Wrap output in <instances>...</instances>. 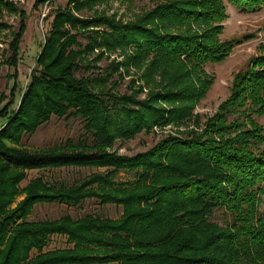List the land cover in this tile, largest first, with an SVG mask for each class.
Masks as SVG:
<instances>
[{
  "label": "trees",
  "instance_id": "1",
  "mask_svg": "<svg viewBox=\"0 0 264 264\" xmlns=\"http://www.w3.org/2000/svg\"><path fill=\"white\" fill-rule=\"evenodd\" d=\"M43 1L35 0V6ZM103 1L70 0L73 6L55 12L36 59L40 68L22 91L14 74L9 101L0 108V264H264V127L253 118L264 114V54L236 75L229 97L203 130L189 131L190 137L169 135L144 153L119 155L109 148L116 138L190 117L211 84L203 65L224 61L244 38L220 40L224 0H166L130 22L103 13H72ZM226 1L242 11L264 5V0ZM5 7L0 0V11ZM25 19L20 10L10 41L15 70ZM5 27L0 21V31ZM83 32L88 42L82 46L78 36ZM96 48L94 61L117 48L132 54L102 73L76 77L75 69H98L90 65L93 61L83 65ZM148 56L140 78L153 85L148 80L162 68L163 88L146 100L132 96L138 91L114 92L113 74L123 77ZM70 108L84 119L91 144L68 139L45 149L5 146V140L18 143L50 114ZM69 165L105 170L70 186L37 178L22 190L24 199L7 210L20 193L25 170ZM121 171L134 173L135 179L113 181ZM87 198L121 206L122 212L117 218L65 214L28 220L37 203L74 206ZM215 210L227 216L223 225L212 220ZM55 234L65 235L71 247L43 252ZM33 250L37 254L31 255Z\"/></svg>",
  "mask_w": 264,
  "mask_h": 264
},
{
  "label": "rangeland",
  "instance_id": "2",
  "mask_svg": "<svg viewBox=\"0 0 264 264\" xmlns=\"http://www.w3.org/2000/svg\"><path fill=\"white\" fill-rule=\"evenodd\" d=\"M6 4L5 9L0 11V21L4 22L7 27L0 31V108L9 101L10 90L14 83V74L17 73L18 87L22 91L30 83L31 75L40 66L36 62L37 56L41 51L45 37L51 28L54 14L59 9H68L73 6L70 0H44L38 6H35V0H2ZM166 0H105L95 2L90 8L82 7L72 13L77 17H91L103 13L108 17H114L116 21L130 22L139 19L149 10L154 9L156 5ZM70 2V4H69ZM13 5V6H12ZM225 18L219 24L222 25V31L219 38L222 41L231 39H243L236 45L227 58L220 63H207L203 65L207 77L210 78L211 84L203 97H201L191 110L190 117L184 119L183 123H168L163 126H154L148 130H141L129 138H116L110 150L119 155L133 156L138 153H144L155 147L161 140L169 135H179L190 137L189 131H201L205 127L206 121L219 112L221 103L230 95L232 85L236 75L250 65L253 57L264 54V5L255 10L242 11L232 6L224 0ZM13 7L14 11H7V8ZM12 9V8H11ZM20 10L26 14L25 32L21 37L19 44V62L17 69L11 65L10 41L12 35L17 31L20 22ZM158 23V21H155ZM160 23V22H159ZM175 23V22H172ZM175 28H182L177 24H172ZM87 31V30H86ZM88 33L79 34L78 41L83 46L88 42ZM76 48V47H73ZM99 48L89 54L83 65L91 62L90 65H96L98 69L90 68L85 70L83 67L75 69L76 77L93 75L104 72L113 62L124 61L126 55L132 54V50L123 51L117 48L114 51H106L104 56L96 61ZM150 56L143 60L140 67L130 66L129 71L118 78L113 74L111 81H116L112 90L121 95H132L133 91H138L132 96L136 100H146L149 93L162 89V83L158 74L162 68H159L156 74H153L152 80H148L153 85H146L145 79L140 78L145 70L146 65L150 62ZM172 66V65H171ZM123 71V68H121ZM168 72L171 73V70ZM170 76V74H167ZM112 84V83H111ZM110 84V85H111ZM109 85V86H110ZM174 85L170 86L172 89ZM167 89V88H165ZM169 89V88H168ZM174 89V88H173ZM20 94L17 92L15 103L18 104ZM165 105V103H162ZM254 120L264 127V114L253 115ZM2 120L0 119V123ZM85 121L75 113L74 108H70L65 114H50L49 118L40 123L33 132H25L18 143L4 141L5 146H19L28 150L45 149L51 147H61L68 139L72 143L81 140L87 144L92 143L91 136L84 129ZM104 167L88 166H61L46 167L39 169L25 170V176L18 183L20 193L15 196L7 210H11L24 199L26 192L22 191L33 180L40 178L42 182L58 187L60 184L70 186L80 182L89 174L104 171ZM115 182H125L134 180L135 175L131 172H118L113 178ZM122 212V207L114 204H100L94 198H87L78 205H67L65 203H37L28 215V220H49L57 219L65 214L73 218H79L86 214H97L104 217L117 218ZM227 216L220 210H215L212 220L223 225ZM71 247L65 235H51L44 251L57 248ZM37 254L33 250L31 255ZM97 264V263H94ZM101 264H120L118 262L101 263Z\"/></svg>",
  "mask_w": 264,
  "mask_h": 264
}]
</instances>
